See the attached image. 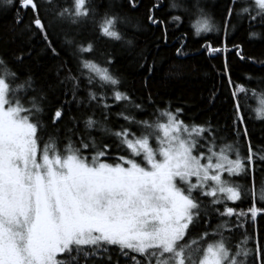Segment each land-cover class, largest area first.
<instances>
[{
    "label": "snow or ice",
    "instance_id": "6c2138e0",
    "mask_svg": "<svg viewBox=\"0 0 264 264\" xmlns=\"http://www.w3.org/2000/svg\"><path fill=\"white\" fill-rule=\"evenodd\" d=\"M127 3L132 9L138 6L136 0ZM44 6L50 11L47 23L41 18L38 0H0V10L15 11L18 27L23 25L21 10L31 11V22L21 27L20 34L31 33L34 27L54 56L59 52L50 38L53 28L70 26L76 31L91 27L96 37L119 42L141 62L140 67L147 65L152 73L155 62L148 64L146 52L136 51L134 39L126 38L123 31L129 27L139 30L140 26L121 11L116 0L103 4L95 0H44ZM162 7L164 0H153L146 21L164 28L166 42V22L156 16ZM166 7L169 14L181 13L171 15L168 23L179 25L182 15H187L196 36L215 30L200 0H168ZM226 11L225 27L233 15L250 25L264 26V0H230ZM257 35L249 32L250 38ZM65 45L76 68L63 61L57 75L62 76L61 86L71 85V100L65 99L54 110L46 107L47 95L30 74L21 79L0 58V264H89L104 259L112 247L130 264H248L251 255L264 264V248L258 242L249 248L252 236L246 231L234 246L224 235L243 228L249 214L254 223L264 213V206L257 207L255 200L247 212L227 203L241 200L244 194L233 178L252 172L255 164L257 154L247 128L242 135L248 141V151L242 157L232 144L225 150L221 134L211 122L181 119V108L155 107L152 118L137 119L129 108L144 112L145 106L121 91L122 81L111 70L112 54L97 52L95 38L84 37L79 31L66 38ZM202 47L210 56L225 50L210 44ZM234 48L241 60L246 59L240 45ZM176 52L182 54L180 48ZM96 55L102 56L103 62ZM23 59V55L16 57L18 62ZM247 59L264 67V61ZM245 80L251 82L253 77L245 74ZM82 81L86 107L99 109L100 118L94 111L73 117L70 134L61 140L56 129L65 115L64 104L84 105L78 98ZM229 85L233 88V123L242 126L241 95L247 97L254 89L231 79ZM257 87L264 90V77ZM110 99L114 103H108ZM147 100L151 107L152 96ZM117 105L122 107L115 116L125 123L108 127L111 109ZM46 111L54 131L44 140L42 117ZM255 113L257 119H264V108L255 109ZM94 130L103 137H94ZM105 137L115 138L114 157L113 145ZM109 158L114 162H107ZM258 159L264 161V155ZM259 199L264 202V179ZM212 212L235 217V221L223 220L211 233L204 230L191 237V226ZM107 259L111 264L110 255Z\"/></svg>",
    "mask_w": 264,
    "mask_h": 264
},
{
    "label": "trees",
    "instance_id": "16d2710c",
    "mask_svg": "<svg viewBox=\"0 0 264 264\" xmlns=\"http://www.w3.org/2000/svg\"><path fill=\"white\" fill-rule=\"evenodd\" d=\"M63 2L67 3L68 0H63ZM95 2L103 4L108 0H95ZM152 2L153 0H136L138 6L132 9L128 6L127 0H116V3L122 5L121 11L140 26L139 30L129 27L123 31L126 38L134 39L136 51L143 49L146 52L148 64L155 62L151 74L147 71V65L140 67L141 62L119 42L96 37L91 27L87 30L76 31L89 39L95 38L97 52L107 51L112 54L114 63L111 65V70L122 81L121 91L128 92L137 103H142L145 106L146 111L144 112L129 108V111L135 114L137 119L152 118L155 107L170 105L173 110L181 108V119L186 122H211V125L221 134L220 140L223 141L224 148L232 144L234 148L240 149L243 157L247 155L248 151V141L242 135L243 129L246 127L253 151L257 154L255 164L252 172L242 174L243 176L240 178L244 184V188H242L244 194L241 200L227 203L237 211L245 212L248 211L254 200L257 207L264 206V202L253 196L252 192V183L259 186L264 178V161L258 159L259 155H264V119H257L255 113V109L264 108V90L257 87L258 80L264 77V67L259 63L252 64L247 59L252 57L256 61H264V26L259 23L250 25L246 19L233 15L225 27L226 10L230 6V0H200L201 6L212 18L215 30L196 36L194 29L190 27L187 15H182V22L179 25L168 23L171 15L181 13L172 12L169 14L166 7L168 0H164L165 7L157 11L156 16L166 22L167 41L165 42L164 28L148 25L146 21L147 9ZM38 3L41 5V18L47 23L51 18L50 11L44 6V0H38ZM20 15L23 17V25H28L31 22L33 14L30 10L27 12L21 10ZM23 25L18 27L15 24L14 10H0V58H4L9 67L15 70L21 79L30 74L37 88L43 89L47 95L46 107L54 110L65 99L71 100V85L61 86L59 81L62 76L58 77L57 70L63 61H69L73 69L76 68V61L70 59L71 51L65 45L66 38L71 39L76 31L70 26L60 25L51 30L50 38L59 52V56H54L47 49L39 31L34 27L31 33L21 35ZM251 31L258 35L255 38H250L249 32ZM205 44L225 50L210 56L202 47ZM234 45L241 46L242 55L246 59L241 60L236 55L237 49L234 48ZM178 48L182 51L181 55H177ZM20 55L24 57L22 62L16 61V57ZM95 58L103 62L102 56L96 55ZM225 67H227V72H225ZM245 74L251 75L253 80L246 81ZM146 79L147 89L145 88ZM229 79L233 83L245 84L254 89L247 97L241 95V114L245 119V124L242 126L233 123L235 119L233 88L229 85ZM84 83L82 81L81 91L78 94V98L84 100V105H77L74 102L64 104L65 115L56 129L61 140L73 127V117L79 118L85 113L92 115L94 111L95 117L100 118L99 109L86 107ZM149 95L154 101L151 107L147 100ZM108 103L114 102L110 99ZM121 107L122 105H117L111 109L113 115L110 117L108 127L118 128L125 123L115 116ZM49 116L50 112L46 111L42 117L46 125V130L42 135L44 140H47L48 134L54 131ZM237 127H239V132L236 131ZM79 128L83 131L82 122ZM92 135L98 140L103 137V133L95 130ZM105 139L113 145L112 157H114L117 154L115 138L105 137ZM137 159L140 160V158ZM108 162H114L113 158H109ZM219 207L223 210V206ZM223 220L232 223L235 221V217H219L212 212L204 219H198L191 226L190 236L196 237L204 230L211 233ZM241 220L244 221L245 218L241 217ZM245 231L252 236V240L248 243L249 248H254L257 242L264 248V213L260 214L255 223L249 222L247 218L243 228L234 229L232 233L225 232L224 235L231 243L236 244L243 238L242 234ZM216 238L218 239V237ZM109 255L111 264H130V261L122 256L115 247L110 248L104 259L90 261L89 264H109L107 259ZM248 264H259V261L254 255H251L248 258Z\"/></svg>",
    "mask_w": 264,
    "mask_h": 264
},
{
    "label": "rangeland",
    "instance_id": "374dc122",
    "mask_svg": "<svg viewBox=\"0 0 264 264\" xmlns=\"http://www.w3.org/2000/svg\"><path fill=\"white\" fill-rule=\"evenodd\" d=\"M153 144H154V141H153ZM234 149H236V148H234ZM225 150L227 151V147H225ZM236 150H238L239 151V153H240V155L242 156L243 154H242V152L240 151V149L239 148H237ZM243 157V156H242ZM108 162V161H107ZM109 163H111V162H109ZM243 175H241V176H239V177H235V178H233L234 180H236V182L235 183H238L240 186H241V188H244V184H243V181L242 180H240V178L242 177ZM237 178V179H236ZM262 179H264V178H262ZM262 181V180H261ZM261 183V182H260ZM260 185V184H259ZM252 192H253V196H256L257 198H259V186H255V184L254 183H252ZM260 215H258L257 216V218L259 217ZM249 222H252L251 221V219H250V214H249ZM255 223V222H254ZM235 244H233V243H231L230 244V246H234Z\"/></svg>",
    "mask_w": 264,
    "mask_h": 264
}]
</instances>
